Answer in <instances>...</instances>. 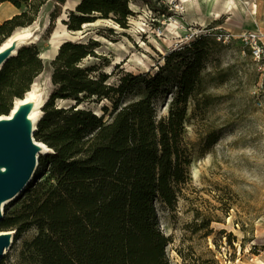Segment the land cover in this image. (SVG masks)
I'll return each mask as SVG.
<instances>
[{
  "label": "trees",
  "instance_id": "16d2710c",
  "mask_svg": "<svg viewBox=\"0 0 264 264\" xmlns=\"http://www.w3.org/2000/svg\"><path fill=\"white\" fill-rule=\"evenodd\" d=\"M47 1L0 0L20 10L0 25V46L18 27L31 25ZM132 1L81 0L63 22L70 31L99 19L126 27ZM58 15L52 13V22ZM219 38L200 33L167 53L157 71L113 80L97 61L105 59L98 40L60 45L51 62L54 89L34 132L51 150L40 155L34 179L5 206L0 223V230H15V240L37 230L23 240L19 264H169L156 204L174 205L179 185L190 179L189 110L206 114L216 98L209 87L227 79L209 68L224 47ZM44 67L37 43L6 59L0 115L11 112ZM170 95L168 114L159 116L157 102Z\"/></svg>",
  "mask_w": 264,
  "mask_h": 264
},
{
  "label": "rangeland",
  "instance_id": "374dc122",
  "mask_svg": "<svg viewBox=\"0 0 264 264\" xmlns=\"http://www.w3.org/2000/svg\"><path fill=\"white\" fill-rule=\"evenodd\" d=\"M70 1L48 0L25 26L38 36L35 43L45 58L35 80L45 99L54 89L51 62L58 39L98 40L105 59L97 61L103 71L113 72V80L125 72L157 71L167 53L200 33L220 37L224 47L209 68L223 70L227 79L209 87L216 98L206 114L189 110L190 179L179 185L174 205L157 202L159 228L169 239V264H264V56L252 54L255 43L264 49V0H133L126 27L99 19L79 31L63 22L75 8ZM5 9L0 6V25ZM19 11L12 6L11 14ZM55 11L59 15L52 22ZM171 99L157 102L159 116L168 114ZM216 135L217 142L207 148ZM36 233L32 228L18 240L13 237L0 264H19L23 240Z\"/></svg>",
  "mask_w": 264,
  "mask_h": 264
},
{
  "label": "water",
  "instance_id": "95a60500",
  "mask_svg": "<svg viewBox=\"0 0 264 264\" xmlns=\"http://www.w3.org/2000/svg\"><path fill=\"white\" fill-rule=\"evenodd\" d=\"M31 43H35V41ZM21 46L17 47L14 53H7L0 56V69L6 59L10 55L15 54ZM26 95L20 99H24ZM48 97L43 102V105ZM43 105L40 107L41 113L38 121L43 114ZM38 121L36 128L30 131L21 116L10 120H0V165L6 168L4 171L0 170V223L4 217V208L7 205L6 203L2 207V202L11 198L15 200L24 191L36 172L39 155H37V150L34 145V140H36L34 132L37 129ZM47 147L49 146L47 145ZM6 231L12 230H0L2 232L0 234V262L6 253V248L10 246L14 237L13 234L15 233V230L12 231L10 240L7 235L3 234Z\"/></svg>",
  "mask_w": 264,
  "mask_h": 264
},
{
  "label": "bare ground",
  "instance_id": "6f19581e",
  "mask_svg": "<svg viewBox=\"0 0 264 264\" xmlns=\"http://www.w3.org/2000/svg\"><path fill=\"white\" fill-rule=\"evenodd\" d=\"M81 0H71L69 5L74 6L77 3H79ZM110 19H107V21ZM89 24V23H85ZM79 31V30H78ZM55 36H57V33H55ZM38 36H32V34L29 31L28 27H24L23 30L15 31L10 37H8L0 46V56L5 55L7 53H14V50L21 46L25 45L31 42L36 41ZM61 41L58 39L55 43L54 51L53 53L57 52V49L61 45ZM43 60L45 59L44 56L42 57ZM31 90L27 92V95L24 99H17L15 101V105H13V108L11 112L7 115L0 116L1 119H14L15 117L21 116L23 117L25 124L27 125L28 129L30 131H33L36 128V123L40 117L41 113V106L43 105V102L45 101V96H43L41 93H37L35 90L36 82L33 84ZM34 145L37 150V155H42L51 150V148L47 147L45 143L42 141L34 140ZM6 168L5 166L0 165V170L4 171ZM13 200L7 199L2 202V207L7 203H10ZM2 232H0L1 234ZM4 235H7L9 239L11 240L12 237V231H6L3 233Z\"/></svg>",
  "mask_w": 264,
  "mask_h": 264
},
{
  "label": "built area",
  "instance_id": "2783aa9c",
  "mask_svg": "<svg viewBox=\"0 0 264 264\" xmlns=\"http://www.w3.org/2000/svg\"><path fill=\"white\" fill-rule=\"evenodd\" d=\"M252 54L255 58L261 59L264 56V49L260 44L255 43L254 45H252Z\"/></svg>",
  "mask_w": 264,
  "mask_h": 264
},
{
  "label": "crops",
  "instance_id": "0c3cea01",
  "mask_svg": "<svg viewBox=\"0 0 264 264\" xmlns=\"http://www.w3.org/2000/svg\"><path fill=\"white\" fill-rule=\"evenodd\" d=\"M0 6L6 7L5 12L2 15L4 19L10 18L14 15V13L11 14V9H12L13 4H11L10 2H4L0 4Z\"/></svg>",
  "mask_w": 264,
  "mask_h": 264
}]
</instances>
